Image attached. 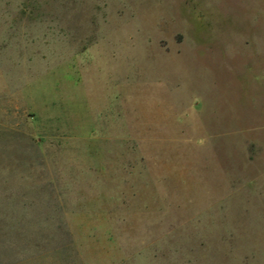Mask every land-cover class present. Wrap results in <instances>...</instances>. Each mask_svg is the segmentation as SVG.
Here are the masks:
<instances>
[{
    "label": "rangeland",
    "instance_id": "1",
    "mask_svg": "<svg viewBox=\"0 0 264 264\" xmlns=\"http://www.w3.org/2000/svg\"><path fill=\"white\" fill-rule=\"evenodd\" d=\"M0 264H264V0H0Z\"/></svg>",
    "mask_w": 264,
    "mask_h": 264
}]
</instances>
